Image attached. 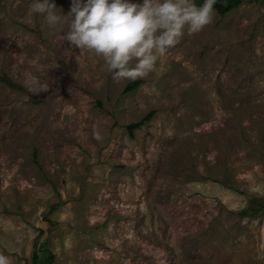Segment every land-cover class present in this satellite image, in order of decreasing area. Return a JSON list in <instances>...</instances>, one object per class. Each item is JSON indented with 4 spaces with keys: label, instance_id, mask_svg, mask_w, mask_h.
Returning <instances> with one entry per match:
<instances>
[{
    "label": "rangeland",
    "instance_id": "1",
    "mask_svg": "<svg viewBox=\"0 0 264 264\" xmlns=\"http://www.w3.org/2000/svg\"><path fill=\"white\" fill-rule=\"evenodd\" d=\"M31 3L0 0V254L264 264V0L185 29L131 91ZM32 76L49 90L29 92Z\"/></svg>",
    "mask_w": 264,
    "mask_h": 264
},
{
    "label": "clouds",
    "instance_id": "2",
    "mask_svg": "<svg viewBox=\"0 0 264 264\" xmlns=\"http://www.w3.org/2000/svg\"><path fill=\"white\" fill-rule=\"evenodd\" d=\"M216 0H204L197 7L193 0H72L67 15L57 12L50 0H32L31 14L44 17L50 30H60V38L73 47L101 58L113 80H136L156 71L159 59L184 35L203 31L214 22ZM68 31L61 35L62 25ZM33 94L49 87L38 77L23 81ZM0 264H12L0 254Z\"/></svg>",
    "mask_w": 264,
    "mask_h": 264
},
{
    "label": "trees",
    "instance_id": "3",
    "mask_svg": "<svg viewBox=\"0 0 264 264\" xmlns=\"http://www.w3.org/2000/svg\"><path fill=\"white\" fill-rule=\"evenodd\" d=\"M240 1L241 0H216V3L214 4V9L217 13L224 14L230 9L236 7L240 3ZM193 2L195 3L197 7H199V6H202V4L204 3V0H193ZM139 82H140V79L129 80L124 85L123 91L133 90L138 85ZM152 113H153V110H149L144 115H142L140 118L124 124L127 134L131 136L133 130L136 128H139L144 122H146L150 118ZM249 209L251 210V212H254L255 210H257V207L256 208L249 207ZM52 257H53V253L50 252L48 249H46V253L43 257L42 264H49V262L52 260ZM37 259H38V255L36 254L35 251H33L30 256L29 264H37Z\"/></svg>",
    "mask_w": 264,
    "mask_h": 264
}]
</instances>
